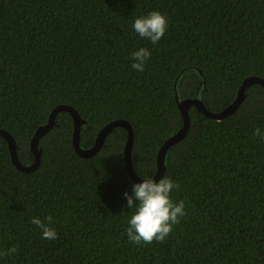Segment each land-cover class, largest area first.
<instances>
[{
  "label": "trees",
  "instance_id": "16d2710c",
  "mask_svg": "<svg viewBox=\"0 0 264 264\" xmlns=\"http://www.w3.org/2000/svg\"><path fill=\"white\" fill-rule=\"evenodd\" d=\"M156 10L168 19L153 44L132 28ZM151 52L143 72L132 53ZM264 78V0H0V128L30 164V140L57 104L85 121L79 145H93L115 119L132 129L131 162L141 178L156 171L164 140L183 125L176 103L197 97L216 112L242 80ZM185 136L165 155L161 178L185 216L163 242L128 240L125 192L135 183L124 164L128 132L116 126L91 156L72 144L73 122L60 111L39 138L31 171L11 161L0 136V264H264V87L245 89L239 107L216 120L188 109ZM160 178V179H161ZM57 239H42L33 217Z\"/></svg>",
  "mask_w": 264,
  "mask_h": 264
},
{
  "label": "clouds",
  "instance_id": "9594fccd",
  "mask_svg": "<svg viewBox=\"0 0 264 264\" xmlns=\"http://www.w3.org/2000/svg\"><path fill=\"white\" fill-rule=\"evenodd\" d=\"M168 27L167 17L159 11L153 10L147 15L137 17L132 28L143 38L150 39L155 45L165 35ZM151 52L147 48L141 47L132 53L134 60L132 68L138 72H143L145 62L150 58ZM254 135L260 136L264 140V135L257 128ZM179 188V183L169 177H163L158 181L153 177L142 178L140 182L132 185V191L125 192L128 209H135L128 220L126 229L128 240L136 245L151 244L153 241L163 242L173 231L174 225L180 222V218L185 216V202L183 200L175 202L171 198V192ZM53 222L51 215L41 220L33 217L31 223L36 225L42 232V239H57L56 230L50 225ZM17 252L15 247L5 252H0V256L11 255Z\"/></svg>",
  "mask_w": 264,
  "mask_h": 264
},
{
  "label": "water",
  "instance_id": "95a60500",
  "mask_svg": "<svg viewBox=\"0 0 264 264\" xmlns=\"http://www.w3.org/2000/svg\"><path fill=\"white\" fill-rule=\"evenodd\" d=\"M254 83H258L264 87V78L254 75L245 77L237 89V94L234 100L230 102L227 106H225L223 109L216 112L209 111L207 108H205L202 100L197 97H186L180 99L177 95H175L176 103L183 118V125L181 126V128H179L178 131L174 132L169 137H167L164 140L163 144L159 147L156 154V171L152 177L157 181L161 178L165 168L164 162H165V155L167 149L185 136L189 127L188 109L190 106L192 105L195 106L200 112H202L204 115L210 118L216 120L222 119L228 116L229 114L233 113L239 107V105L244 99L245 89L247 88V86ZM60 111H67L72 117V122H73L72 144L74 146L75 151L82 157L91 156L94 153H96L97 150L102 145L106 135L110 132V130H112V128L116 126L125 127L128 132L127 140L125 142L123 149L125 168L129 173L131 179L135 183L140 182L142 180V178L135 173L131 162V147H132L133 136H132V129L129 123L123 119H115L107 122L99 129L93 145L89 148H82L79 145V137H80L81 125L84 124L85 121L81 119L79 113L72 106L68 104L55 105L49 113L47 122L43 125L38 126L34 131L30 140V150L34 154V160L30 164L27 165L23 164L19 160L17 155L15 139L9 132L0 128V136H2L7 142L11 161L19 170L31 171L37 167L40 161V153H41V149L38 147L39 138L43 136L55 124V117Z\"/></svg>",
  "mask_w": 264,
  "mask_h": 264
}]
</instances>
